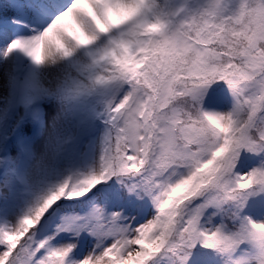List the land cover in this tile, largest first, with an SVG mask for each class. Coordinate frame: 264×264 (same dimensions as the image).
Wrapping results in <instances>:
<instances>
[{
    "label": "snow or ice",
    "instance_id": "snow-or-ice-1",
    "mask_svg": "<svg viewBox=\"0 0 264 264\" xmlns=\"http://www.w3.org/2000/svg\"><path fill=\"white\" fill-rule=\"evenodd\" d=\"M81 51L109 131L0 183V264H264V0H0L5 76Z\"/></svg>",
    "mask_w": 264,
    "mask_h": 264
},
{
    "label": "rangeland",
    "instance_id": "rangeland-1",
    "mask_svg": "<svg viewBox=\"0 0 264 264\" xmlns=\"http://www.w3.org/2000/svg\"><path fill=\"white\" fill-rule=\"evenodd\" d=\"M160 2L166 11L184 4V0ZM27 60L22 53H13L7 76L3 73L4 65L0 64V118L7 105L11 109L10 115L7 113L4 150H0V183L20 175L18 170L26 162H34L40 171L45 166H55L62 174L87 171L95 163L109 131L106 122L109 96L102 88L93 86L94 70L87 67L88 57L81 51V57L66 68L67 76L50 83L39 76L31 77ZM15 81L17 90L13 89ZM66 207L82 210L71 202ZM62 235L61 243L71 240L68 235ZM91 248L92 237L85 234L75 250V258L79 259Z\"/></svg>",
    "mask_w": 264,
    "mask_h": 264
},
{
    "label": "bare ground",
    "instance_id": "bare-ground-1",
    "mask_svg": "<svg viewBox=\"0 0 264 264\" xmlns=\"http://www.w3.org/2000/svg\"><path fill=\"white\" fill-rule=\"evenodd\" d=\"M81 53L74 57H69L66 59H57L55 63H47L45 65H35L30 58L27 62L30 67V76L44 79L46 83L56 82L58 79H64L67 75L65 73L66 68L72 66L79 58ZM11 79L9 78V81ZM17 85V82H14V86Z\"/></svg>",
    "mask_w": 264,
    "mask_h": 264
},
{
    "label": "trees",
    "instance_id": "trees-1",
    "mask_svg": "<svg viewBox=\"0 0 264 264\" xmlns=\"http://www.w3.org/2000/svg\"><path fill=\"white\" fill-rule=\"evenodd\" d=\"M17 86V85H16ZM16 86H14V88L13 89H15L16 88V90H17V87ZM88 90H90L89 88H88ZM15 92V91H14ZM13 96H14V94H13ZM14 102V97H13V99H12V103ZM92 103H93V101H92ZM94 104V103H93ZM99 107L100 108H98L99 110H101V111H99V112H102V106L101 105H99ZM10 112H11V109H10V107L8 108V105H7V108L5 109V112L2 114V116H1V118H0V147H2V144H3V142L5 141V139H4V136H5V130H6V127H7V125H8V121H9V119H7V113H9V115H10ZM97 122V121H96Z\"/></svg>",
    "mask_w": 264,
    "mask_h": 264
}]
</instances>
